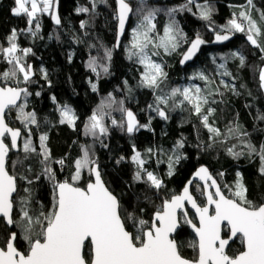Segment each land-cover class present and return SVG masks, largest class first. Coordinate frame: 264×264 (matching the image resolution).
Instances as JSON below:
<instances>
[{"label": "trees", "instance_id": "trees-1", "mask_svg": "<svg viewBox=\"0 0 264 264\" xmlns=\"http://www.w3.org/2000/svg\"><path fill=\"white\" fill-rule=\"evenodd\" d=\"M134 9L140 4V0H127ZM146 8L160 9L157 12L154 23L159 35H163L164 27L169 22L166 14L169 9L179 8L187 3V0H144ZM197 4L210 5L213 26L216 32L233 17L239 14L246 0H196ZM254 8L249 9L254 19H259V12L264 11V0H253ZM14 0H0V46L8 47V37L13 29L17 30V41L20 49L31 48L32 52L26 57L27 64L31 65L34 75L30 83H23L22 74L19 76L21 83L16 84L13 80L4 81L2 86L26 87L30 95L27 97L26 112H35L38 125H25L17 119L18 111L11 110L6 116L8 124L12 128H18L22 132V140L19 153L12 152L8 158L10 174L17 177L18 196L17 206H14L13 219L19 220L18 201L28 196L24 189H29L30 214L39 215L41 209L45 212L52 203V186L42 174L43 164L40 140L41 135L46 134L47 147L51 150L53 160L64 159L63 168L53 163L57 179L71 180L74 174V162L83 155V148H88L99 164L101 174L110 190L120 198L122 205L129 211L151 222L153 213L160 207L162 200L172 195L180 194L187 181L200 168L206 167L221 186V190L228 195V188L232 187L237 180V173H241L248 189V199L255 204H264V175L259 169L261 160L256 154H249L246 147L251 143L259 149L264 144V89L259 79L260 70L264 68V59L259 49L252 46L244 34H234V40L222 47L212 45L215 32L209 28L208 21L199 18V9L195 5H189L192 11H178L175 19L179 27L186 34L188 42L181 46L171 55L163 54L154 57L155 60L165 65L167 79L155 92L152 89L140 87L139 81L144 71L142 65L135 59L128 58V46L130 42V30L138 24V17L133 14L131 24L123 42L116 50L117 19L115 0H58L56 11L61 17V24L56 25L51 15L45 13L39 17L40 30L33 36L28 32L29 25L26 16L12 14ZM79 8H88V12H78ZM196 13V15H193ZM81 22H86L81 27ZM35 31V21L31 26ZM264 28V25L261 26ZM205 41L202 44L200 54L195 61L186 68L181 69L179 61L186 51L190 42L196 35ZM224 34V33H221ZM264 43V36L258 38ZM105 49H112L111 60L105 58ZM239 52L246 59L241 66L238 58L232 53ZM18 55L22 53L18 52ZM95 57L97 72L89 68V61ZM224 64L231 76H222L225 69L219 65ZM99 65L109 68L107 74ZM0 53V74L11 69ZM46 72L47 79L42 73ZM190 72L203 73L208 81L197 78L196 84L207 95L209 91L210 106L216 109L210 123L220 129L221 135L210 140V133L202 125L192 108L186 102L181 107L176 104L182 97L175 100L169 99L167 105L162 106L168 113L169 119L163 120L159 116L153 117L155 112L149 108L156 106V95L168 96L173 88H181L188 82L187 75ZM127 81V86L125 85ZM221 81L230 86L235 85L238 95L230 88L226 89ZM97 84V91H93L91 83ZM131 89V90H129ZM219 89L220 94L215 90ZM40 93L36 95V93ZM111 94L116 101H123V107L131 110L141 125L149 127L139 128L133 135H129L125 128L114 126L111 119L123 122L126 117L118 110L120 105L114 104L112 108H105L110 113L105 116V125L108 128L106 135L93 137L85 134V125L88 118L100 106L101 101L107 100ZM52 97H55V102ZM213 101H215L213 103ZM68 105L78 117L75 127L60 123V106ZM207 106H205L206 111ZM238 124L241 133L247 135L228 134L230 126ZM29 129L31 132L29 134ZM30 139L36 148L35 153L23 152V141ZM184 140V147L178 151L183 159L173 167V174L168 175V157L172 154L179 140ZM5 143L10 145L9 139ZM211 145V147H209ZM139 151L147 162L144 167L164 182L165 187L159 193L150 189L143 182H134L133 175L136 165L131 157L134 155V147ZM153 149L150 154L147 149ZM233 148L236 153H242L234 157L228 152ZM123 158V159H121ZM119 161V163H117ZM13 162L15 167H13ZM223 173V176L219 174ZM26 177L27 179H23ZM39 177V179H37ZM90 176L85 170L79 181L80 186H86ZM31 180L29 184L27 181ZM198 183L192 187V193L197 203L203 206L206 202L204 196L197 190ZM201 190L203 189L200 185ZM143 209V211H139ZM189 219L195 222L193 214L188 211ZM183 217H181V221ZM182 229L176 234L181 255L189 260L196 259L198 252L189 247L196 241L194 234L187 224L181 223ZM133 230V229H129ZM17 232L16 245L21 251L27 250L26 242L21 239V229L13 227L9 229L0 220V246L9 233ZM87 248V244H86ZM244 250L240 239L229 247V255H236Z\"/></svg>", "mask_w": 264, "mask_h": 264}, {"label": "snow or ice", "instance_id": "snow-or-ice-1", "mask_svg": "<svg viewBox=\"0 0 264 264\" xmlns=\"http://www.w3.org/2000/svg\"><path fill=\"white\" fill-rule=\"evenodd\" d=\"M58 0H14L12 14L15 16H26L29 28L27 29L33 36L40 30L39 17L45 13L51 15L56 25L61 24V17L56 11ZM118 38L116 47L120 46L119 37L124 34L125 24L130 14L138 17V24L131 31V40L128 46V58L135 59L136 63L143 66L144 71L139 81L140 87L152 89L154 92L160 89L161 84L167 79L165 65L153 57L163 54L171 55L182 43L188 42L186 34L179 27L175 19L178 11H189V5H195L199 9V18L208 21V26L215 32V41L223 42L231 38L236 33L245 35L246 40L264 54V43L259 41V37L264 36V11L259 12V19H254L251 11L255 7L253 0H246V5L242 6L239 14L233 17L227 24L221 27L220 32L215 31L212 21L214 9L205 4H197L196 0H187V3L179 8H172L167 11L169 22L164 27L163 35H159L156 30L154 20L160 9L146 8L144 0H140L137 9L131 7L127 0H117ZM95 6V0H93ZM78 12H88V8H79ZM196 15V13H193ZM35 21V31L32 29ZM86 22H81V27H85ZM224 33V34H221ZM17 41V30L13 29L8 37V47L0 46V53L11 69L0 74L4 81L13 80L16 84L21 83L19 76L22 74L23 83L32 82L34 75L31 65L27 64L26 57L32 52L31 48L20 49ZM205 41L196 35L190 42L189 48L182 54L181 63L191 60L200 45ZM20 52L22 55H18ZM112 49H105V58L111 60ZM234 58H238L241 66L245 63V57L239 53H232ZM264 59V55H262ZM89 68L97 73L96 58L89 61ZM105 74L109 68L99 65ZM225 69L221 75L231 76L224 64L219 65ZM42 73L47 79L46 72ZM208 81V77L203 73L193 76ZM259 79L261 87H264V68L260 70ZM91 83V82H90ZM127 86V81L124 82ZM221 84L234 93L239 94L235 85H229L225 81ZM93 91H97V84L91 83ZM131 90V89H129ZM216 94L219 89L215 90ZM40 93H36L39 95ZM199 86H188L184 88H173L168 96L156 95V106L153 109L157 115L168 120V113L160 105H167L169 99L175 100L177 96L182 97L176 104L183 106L187 102L193 113L201 120L202 125L210 133V140H214L221 135L220 129L210 123V118L214 117L216 109L210 106L209 96ZM30 95L26 87H0V220L9 228L19 227L21 229V239L27 244V250L21 251L17 245V232L12 231L0 246V264H264V204L257 205L248 199V189L244 183L241 173H237V180L232 187L228 188L229 195L221 190L220 184L211 175L206 167H200L195 173L200 181H203V189L197 185V190L205 196L206 203L201 206L191 194L189 185L185 186L182 194L172 195L170 198L162 200V204L153 213L151 222L139 217L136 211H129L125 208L120 198L110 190L101 176V170L97 160L88 148H83V155L74 162L75 171L71 180L59 181L57 173L51 167L53 163L64 165V159L53 160L51 150L47 147L46 134L39 137L43 164L42 174L47 178L52 186V203L47 212L41 209L39 215L30 214L29 189H24L28 196L20 198L18 201L19 220L13 219V209L17 206L14 194H17V177L10 174L8 169L9 144L5 139L10 136L11 149H18V138L21 137V130L12 128L6 122V116L12 109L18 111L17 119L27 125H38L36 113L26 112L27 97ZM23 97V100H22ZM55 102V97H52ZM21 101V103H18ZM215 101H213L214 103ZM119 104L118 110L124 114L126 119L118 122L111 120V124L125 128L127 133L132 134L139 128L149 127L141 125L134 113L123 107V101H116L109 94L107 100L101 101L97 110L88 118L85 125V134L93 137L106 135L108 128L105 125V116L110 113L105 112V108H112L114 104ZM205 106H207L205 111ZM60 123L75 127L77 116L74 110L63 105L59 108ZM259 119H264L260 116ZM31 129H29V134ZM228 134L247 135L240 132L238 124L228 128ZM134 147V146H133ZM184 147V140L177 142L172 154L169 156L168 175L173 174V167L181 159L185 158L178 151ZM211 147V145H209ZM249 154H256L261 160L259 169L264 175V144L259 149L250 142L246 144ZM24 153H35L36 148L30 139L23 141ZM152 153L153 149H147ZM228 152L234 157H239L242 153H236L233 148ZM123 159V158H121ZM136 165L133 175L134 182H143L150 189L157 193L165 187L163 180L155 173L148 171L144 165L147 162L139 151L135 150L131 157ZM13 162V167H15ZM119 163V161H117ZM87 170L90 179L86 186H80L79 181L83 172ZM223 176V173L219 174ZM91 177H94L92 179ZM23 179H27L23 177ZM39 179V177H37ZM29 184L31 180L27 181ZM185 202L189 203L198 216L199 226L188 218ZM211 209V213H210ZM139 211H143L140 209ZM179 213V214H178ZM181 217L183 220L181 221ZM181 223L190 225L195 231L198 240L189 244V247L196 249L198 255L196 259L189 260L181 255L177 241L173 234L180 228ZM133 230H129V229ZM222 231L224 235L222 236ZM240 239L245 250L236 255H229L228 246L230 242ZM87 242V248H86Z\"/></svg>", "mask_w": 264, "mask_h": 264}, {"label": "water", "instance_id": "water-1", "mask_svg": "<svg viewBox=\"0 0 264 264\" xmlns=\"http://www.w3.org/2000/svg\"><path fill=\"white\" fill-rule=\"evenodd\" d=\"M115 1H116V14H117V8H118V5H117V0H115ZM132 16H133V14H130V15H129V18H128V20L126 21V24H125V31H124V34H123L122 36L119 37L120 46H121V44H122V42H123V39H124L125 35L127 34V31H128L129 26H130V24H131ZM117 38H118V20H117ZM233 40H234V35H232L231 38H230L229 40H227V41H223V42H216V41H215V37H214L212 45L215 46V47H222V46H225V45L229 44V43L232 42ZM116 44H117V41H116ZM120 46H119V47H116V50H117V51L119 50ZM189 46H190V45H189ZM189 46H188V48H189ZM188 48H187V49H188ZM187 49H186V50H187ZM201 49H202V45H200L199 50L196 52L195 56H194L191 60H188V61L185 62V63H181V60H182V56H181V59H180V61H179V66H180V68H181V69H184V68H186L188 65H191V64L195 61V59L198 57V55L200 54ZM7 86H9V85H7ZM0 87H4V86H2V84H1V80H0ZM10 87H13V86H10ZM20 88H24V87H20ZM22 100H23V97H22ZM18 103H21V101H18ZM12 110H14V109H12ZM136 119H137V118H136ZM6 122H7V119H6ZM7 123H8V122H7ZM139 124H140V123H139ZM9 126H10V125H9ZM10 127H11V126H10ZM14 129H15V128H14ZM135 132H136V131H135ZM135 132H134V133H135ZM134 133L129 134V135H133ZM7 138L9 139V142H10V136L7 137ZM21 140H22V132H21V137L18 138V149H11V144L9 145V147H10V151H9V154H8V158H9V156H10V154H11L12 152H14V153H16V154L19 153ZM196 172H197V171H196ZM196 172H195V173H196ZM209 172H210V171H209ZM195 173L193 174V176H192L191 179L189 180V181H192V184H191V186H190V188H189V190H190V192H191L192 195H193V193H192V187L194 186L195 183L200 184V185L202 186V188H203V181H200L198 177H195ZM211 175H212V174H211ZM101 176H102V174H101ZM212 176H213V175H212ZM213 177H214V176H213ZM91 178L94 179V177H91ZM102 179H103V177H102ZM189 181H187V183L185 184V186H188V185H189ZM217 183H218V182H217ZM185 186H184V188H185ZM184 188H183V189H184ZM183 189L181 190L180 194H182ZM17 191H18V187H17ZM16 195H17V194H14V197H16ZM178 195H179V194H178ZM193 196H194V195H193ZM204 199H205V202H206V198H205V196H204ZM185 209H187V212L190 211V212L193 214V216H194V218H195V222H193V223H195V224H197V226H199L198 216H197V214H196V212H195V209H193V208L191 207V205H190L189 203H187V202H185ZM13 212H14V209H13ZM210 213H211V209H210ZM178 214H179V213H178ZM188 218H189V215H188ZM5 225H6V224H5ZM6 226H7V225H6ZM188 226H189L190 231L194 234V236H195V238H196V241H197V240H198V237H197L195 231L191 228L190 225H188ZM7 227H8V226H7ZM8 228H9V227H8ZM9 229H13V227H12V228H9ZM181 229H182V225L180 226V228L177 229V232H176L175 234H173L174 237L176 236V234H177ZM223 235H224V232L222 231V236H223ZM234 242H235V241H234ZM234 242H230V244H229V246H228V249H229V247H230ZM86 244H87V242H86ZM177 244H178V243H177ZM243 246H244V245H243ZM228 249H227V250H228ZM244 250H245V248H244ZM244 250H243V251H244Z\"/></svg>", "mask_w": 264, "mask_h": 264}, {"label": "rangeland", "instance_id": "rangeland-1", "mask_svg": "<svg viewBox=\"0 0 264 264\" xmlns=\"http://www.w3.org/2000/svg\"><path fill=\"white\" fill-rule=\"evenodd\" d=\"M133 28H135V27H133ZM132 28V29H133ZM132 29L130 30V40H131V31H132ZM130 43V42H129ZM153 59H154V57H153ZM158 62V61H157ZM195 75H197V72H190V73H188V75H187V79H188V82L186 83V85H184L183 87H181V89L182 88H184V87H188V86H198L195 82H196V80H197V78L196 79H193V76H195ZM263 89H264V87H263ZM187 103V102H186ZM188 104V103H187ZM168 159H169V157H168ZM167 165H168V163H167ZM229 195V194H228Z\"/></svg>", "mask_w": 264, "mask_h": 264}, {"label": "flooded vegetation", "instance_id": "flooded-vegetation-1", "mask_svg": "<svg viewBox=\"0 0 264 264\" xmlns=\"http://www.w3.org/2000/svg\"><path fill=\"white\" fill-rule=\"evenodd\" d=\"M160 107H162V106H160ZM154 108H155V106H154ZM163 108V107H162ZM166 111V110H165ZM155 112V111H154ZM156 115H157V113L155 112V115L153 116V117H156ZM158 116V115H157ZM162 119V118H161ZM164 120V119H163Z\"/></svg>", "mask_w": 264, "mask_h": 264}, {"label": "built area", "instance_id": "built-area-1", "mask_svg": "<svg viewBox=\"0 0 264 264\" xmlns=\"http://www.w3.org/2000/svg\"><path fill=\"white\" fill-rule=\"evenodd\" d=\"M111 120H112V119H111ZM111 120H110V121H111ZM60 168L62 169V168H63V165H60Z\"/></svg>", "mask_w": 264, "mask_h": 264}]
</instances>
